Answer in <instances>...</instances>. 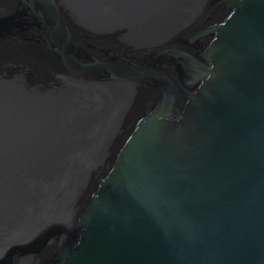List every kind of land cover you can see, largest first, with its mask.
<instances>
[{"label": "water", "instance_id": "water-1", "mask_svg": "<svg viewBox=\"0 0 264 264\" xmlns=\"http://www.w3.org/2000/svg\"><path fill=\"white\" fill-rule=\"evenodd\" d=\"M0 213V264H264V0H0Z\"/></svg>", "mask_w": 264, "mask_h": 264}, {"label": "bare ground", "instance_id": "bare-ground-1", "mask_svg": "<svg viewBox=\"0 0 264 264\" xmlns=\"http://www.w3.org/2000/svg\"><path fill=\"white\" fill-rule=\"evenodd\" d=\"M131 46L134 47V48H136L138 46V48H139L140 44L131 45ZM40 189L44 191V186L41 185ZM12 225L13 224L10 222L8 216L4 217V216L0 215V235L6 233V237L4 238V240L0 236V239H1L0 240V256L3 255L10 248L9 245L12 242V236H10L11 233L9 232V229L11 228ZM5 229L7 231H5ZM3 231H5V232H3ZM1 248H3V249H1Z\"/></svg>", "mask_w": 264, "mask_h": 264}, {"label": "rangeland", "instance_id": "rangeland-1", "mask_svg": "<svg viewBox=\"0 0 264 264\" xmlns=\"http://www.w3.org/2000/svg\"><path fill=\"white\" fill-rule=\"evenodd\" d=\"M1 249H3V248H1ZM1 257V256H0Z\"/></svg>", "mask_w": 264, "mask_h": 264}]
</instances>
